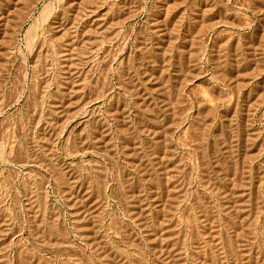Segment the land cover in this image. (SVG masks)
<instances>
[{
    "label": "rangeland",
    "instance_id": "rangeland-1",
    "mask_svg": "<svg viewBox=\"0 0 264 264\" xmlns=\"http://www.w3.org/2000/svg\"><path fill=\"white\" fill-rule=\"evenodd\" d=\"M0 264H264V0H0Z\"/></svg>",
    "mask_w": 264,
    "mask_h": 264
}]
</instances>
